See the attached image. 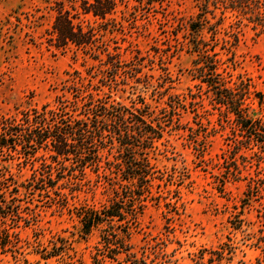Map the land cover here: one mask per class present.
<instances>
[{
  "label": "rangeland",
  "instance_id": "rangeland-1",
  "mask_svg": "<svg viewBox=\"0 0 264 264\" xmlns=\"http://www.w3.org/2000/svg\"><path fill=\"white\" fill-rule=\"evenodd\" d=\"M82 1L0 0V119L55 104L64 97L72 100L75 86L68 83L82 74L84 87L92 86L89 74L95 75L101 66L103 49H118L126 59L119 77L122 86L114 92L106 88V96L130 103L139 93L167 123L155 156L161 180L141 218L142 229L133 237L136 250L146 249L154 257V251L163 247L170 254L165 258L172 259L170 264H191L194 251L226 242L237 247L234 262L264 260V167L258 161L263 157L251 152L236 154L237 125L226 118L210 89L197 79L196 63L201 56L193 48L203 43V49H209L204 51L206 60H218L227 67V79L248 84L251 115L264 120V102L260 105L255 97L256 92L264 96V32L245 27L238 45L229 48L228 28L217 33L213 23L217 20L211 14L202 33L190 30L189 24L201 11L199 0H117V10L108 22L81 15L98 32L91 49L50 46L48 29L57 8L63 4L74 11ZM136 67L151 75L152 86L139 84L135 89L123 84L127 81L123 77ZM167 101L175 102L177 108L169 110ZM1 174L14 176L21 185L35 178L31 166L7 155L0 156ZM83 177L79 173L61 184V191L69 197L68 208L53 205L59 200L52 191L22 193L19 198L41 213L40 221L38 226L21 229L24 254L15 257L0 249V264L92 263V255L99 252L100 231L82 237L74 210L84 204L100 206L107 202L108 193H102L103 188L93 193L92 185L101 183L93 174L79 186L78 178ZM251 181L254 186L249 188ZM77 188L81 191L68 193ZM36 234L45 245L50 239L65 237L71 248L65 255L45 259L34 251Z\"/></svg>",
  "mask_w": 264,
  "mask_h": 264
},
{
  "label": "trees",
  "instance_id": "trees-1",
  "mask_svg": "<svg viewBox=\"0 0 264 264\" xmlns=\"http://www.w3.org/2000/svg\"><path fill=\"white\" fill-rule=\"evenodd\" d=\"M198 6L201 11L197 20L189 24L190 30L202 33L210 22L208 14H211L217 20L213 22L217 25V33L228 28L229 48L238 45L239 34L245 27L257 33L264 32V0H199ZM73 10L63 4L57 8L48 29L50 46L66 49L73 45L91 49L98 32L94 25L85 24L81 15H92L101 22H108L117 10V0H84ZM228 19L229 23L225 25ZM203 46L199 43L193 47L201 56L196 63L200 71L197 79L210 89L216 104L226 112V118L236 123L239 135V152L236 154L258 153L263 157L258 160L259 164L264 167V120L251 115L253 110L247 103L250 87L241 85L243 81L227 79V67H222L218 60L215 63L206 60L204 51L209 52V49L204 50ZM103 50V58L99 59L101 66L95 75L89 74L92 86L84 87L82 74L78 80L75 78L68 83L75 86L71 92L72 100L63 96L55 104L46 103L0 119V156L19 157L21 163L31 166L35 173V178L31 177L23 185L15 181L14 176L6 177L8 173L0 175L1 252H11L15 257L24 254L26 245L21 229L38 226L40 221L41 213L19 198L22 193L52 191L59 200L53 205L68 208L69 197L61 191V184L82 173L84 177L78 178L79 186L93 174L101 179V183L92 185L93 193H98L99 188H103L102 193H108V200L102 205L84 204L74 210L81 224L82 237H88L93 230L100 231L99 252L92 255L91 264L172 262L171 258L165 259L170 254L163 247L155 250L152 257L146 249L139 253L133 241L134 235L142 229L141 218L148 202L157 193V181L161 180L155 156L157 142L162 139L167 123L157 117L152 104L139 93L130 103L106 96V88L110 92L121 89L119 77L126 68V59L118 49ZM136 56L140 57L141 52L138 51ZM150 77L136 67L131 75L123 77L127 80L123 84H132L135 89L139 84L150 87L153 85ZM65 92L70 91L66 89ZM255 97L262 105L263 94L256 92ZM166 104L169 110L177 108L173 101ZM261 178L264 180V172ZM253 186L251 181L249 188ZM262 186L264 188V183ZM78 190L81 191L70 189L68 193L74 194ZM40 236L36 234L34 251L45 259L65 255L71 248L65 237L50 239L45 245ZM236 248L226 242L215 248H200L192 253L191 264H253L244 259L234 262ZM24 260L27 261V257L24 256ZM256 264H264V260L258 258Z\"/></svg>",
  "mask_w": 264,
  "mask_h": 264
}]
</instances>
